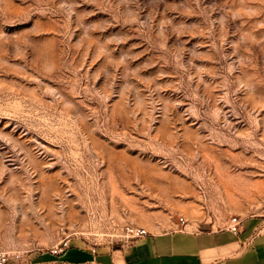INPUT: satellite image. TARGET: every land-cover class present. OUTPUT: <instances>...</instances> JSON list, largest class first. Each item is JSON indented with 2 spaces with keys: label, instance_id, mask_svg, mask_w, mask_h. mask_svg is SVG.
Returning <instances> with one entry per match:
<instances>
[{
  "label": "rangeland",
  "instance_id": "374dc122",
  "mask_svg": "<svg viewBox=\"0 0 264 264\" xmlns=\"http://www.w3.org/2000/svg\"><path fill=\"white\" fill-rule=\"evenodd\" d=\"M189 214L264 216V0H0L10 262Z\"/></svg>",
  "mask_w": 264,
  "mask_h": 264
},
{
  "label": "crops",
  "instance_id": "0c3cea01",
  "mask_svg": "<svg viewBox=\"0 0 264 264\" xmlns=\"http://www.w3.org/2000/svg\"><path fill=\"white\" fill-rule=\"evenodd\" d=\"M239 232L199 226L190 214L186 224L174 222L167 230H148L149 235L118 244L90 245L70 239L61 254L50 250L26 262L9 264H264V216L241 217Z\"/></svg>",
  "mask_w": 264,
  "mask_h": 264
},
{
  "label": "built area",
  "instance_id": "2783aa9c",
  "mask_svg": "<svg viewBox=\"0 0 264 264\" xmlns=\"http://www.w3.org/2000/svg\"><path fill=\"white\" fill-rule=\"evenodd\" d=\"M183 225L186 224L185 219L180 221ZM242 225V219L240 216H233L230 221L228 228L233 232H239ZM126 239H137L149 235V231L143 227L128 225L125 229ZM70 247V238L66 237L62 239L56 246L52 247L50 251L53 254H61ZM10 255L7 251L0 250V264H9Z\"/></svg>",
  "mask_w": 264,
  "mask_h": 264
}]
</instances>
